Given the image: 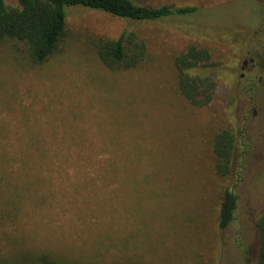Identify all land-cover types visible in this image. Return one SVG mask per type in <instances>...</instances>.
<instances>
[{
  "label": "rangeland",
  "instance_id": "1",
  "mask_svg": "<svg viewBox=\"0 0 264 264\" xmlns=\"http://www.w3.org/2000/svg\"><path fill=\"white\" fill-rule=\"evenodd\" d=\"M134 1L196 10L131 20L73 5L58 50L40 64L30 61L25 44L0 43V165L3 156L17 164L16 179L25 184L0 185V257L255 264L264 88L253 101L240 73L262 27L264 0ZM124 29L144 40L145 58L110 70L91 39ZM193 43L217 63L214 94L203 106L191 105L176 82L174 57ZM255 105L261 117L251 116ZM221 129L236 136L226 176L216 172L213 151ZM226 186L237 202L220 227Z\"/></svg>",
  "mask_w": 264,
  "mask_h": 264
},
{
  "label": "trees",
  "instance_id": "2",
  "mask_svg": "<svg viewBox=\"0 0 264 264\" xmlns=\"http://www.w3.org/2000/svg\"><path fill=\"white\" fill-rule=\"evenodd\" d=\"M81 5L100 9L118 17L131 20H158L160 18L187 15L195 12L194 5L174 6L171 4L150 5L134 0H17L12 6L0 0V43L13 41L25 44L27 56L34 64L45 62L63 41L66 34V15L68 8ZM96 57L110 70L133 68L146 55V43L128 29L117 37L100 35L91 39ZM176 82L180 94L193 106L208 104L215 90V71L217 63L212 61L206 47L189 44L174 57ZM236 136L228 129L214 134L213 151L215 168L220 175L231 171V159ZM15 159L13 158V161ZM0 165V185H25L16 179L18 165L8 163L5 156ZM20 171V169H19ZM27 183V182H25ZM237 194L226 186L221 195L218 225L225 227L233 218ZM255 229L258 236V249L255 264H264V209L256 218ZM28 254L21 257H0V264H61L47 254L37 260H30Z\"/></svg>",
  "mask_w": 264,
  "mask_h": 264
},
{
  "label": "flooded vegetation",
  "instance_id": "3",
  "mask_svg": "<svg viewBox=\"0 0 264 264\" xmlns=\"http://www.w3.org/2000/svg\"><path fill=\"white\" fill-rule=\"evenodd\" d=\"M261 24L262 27L255 31L256 35L253 37L254 42L251 52L241 61L242 72L240 76H247V89L251 92L253 101H255V97L259 96L258 92H260V89L264 88V20H262ZM250 112L251 116L261 117L260 114L263 109L256 108L255 105L250 108Z\"/></svg>",
  "mask_w": 264,
  "mask_h": 264
}]
</instances>
